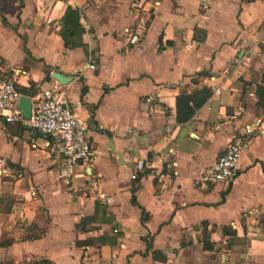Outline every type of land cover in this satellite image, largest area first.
I'll return each instance as SVG.
<instances>
[{"label":"crops","instance_id":"1","mask_svg":"<svg viewBox=\"0 0 264 264\" xmlns=\"http://www.w3.org/2000/svg\"><path fill=\"white\" fill-rule=\"evenodd\" d=\"M153 1L0 0V78L34 97L52 72L70 77L92 146L66 178L27 121L0 118V264H264V0ZM203 89L178 122L177 97ZM256 120L235 179L195 185Z\"/></svg>","mask_w":264,"mask_h":264},{"label":"built area","instance_id":"2","mask_svg":"<svg viewBox=\"0 0 264 264\" xmlns=\"http://www.w3.org/2000/svg\"><path fill=\"white\" fill-rule=\"evenodd\" d=\"M158 5L159 2L155 0L152 8ZM151 15L149 11L142 12L137 16L135 30L131 32L126 30L130 44L137 43L140 39L139 32L147 30ZM262 42H264V34ZM90 68L95 69V66L91 65ZM22 97L29 96L17 88L13 80L0 78V118L7 123L23 121L22 111L18 107ZM29 98L31 99V117L27 122L30 135L44 137L47 140V146L60 157L62 175L70 178L74 168L87 161L92 153V146L87 136V125L73 112L64 86L56 80L42 88L36 96ZM150 100L147 98L148 102ZM261 127V121L256 120L245 127L244 133L233 137L216 162L195 180V185L207 186L212 183L233 181L237 175L241 153L247 144L248 136ZM2 162L3 160L0 159V163Z\"/></svg>","mask_w":264,"mask_h":264},{"label":"trees","instance_id":"3","mask_svg":"<svg viewBox=\"0 0 264 264\" xmlns=\"http://www.w3.org/2000/svg\"><path fill=\"white\" fill-rule=\"evenodd\" d=\"M70 16H74L75 19L73 21H70L69 18ZM78 15L73 11V9L68 8L63 19H62V25H63V30H62V38L65 44V47H68L70 44V31L74 25V23H78ZM197 32V31H196ZM257 96H258V106L264 108V85L259 86L257 88ZM23 93L26 94V92L23 91ZM210 96V92L207 89H203L199 92L191 93V94H184V95H179L176 99V111H177V121L180 123L186 122L187 120L191 119L193 115L195 114V111L207 100V98ZM140 177V176H138ZM138 179V178H137ZM132 203L136 204L135 199L132 198ZM143 216V215H142ZM100 223H107L110 221V218H104L98 219ZM223 234L233 236L235 235L234 232L230 230V228H224L222 229ZM146 242L147 248H150V243L147 240H144ZM105 242H107V239L101 238V239H92V240H87L85 242H77L78 245H102ZM206 246V244H205ZM209 247V246H206Z\"/></svg>","mask_w":264,"mask_h":264},{"label":"water","instance_id":"4","mask_svg":"<svg viewBox=\"0 0 264 264\" xmlns=\"http://www.w3.org/2000/svg\"><path fill=\"white\" fill-rule=\"evenodd\" d=\"M52 78L58 81L61 85H67L71 80L70 77L63 75L59 72H52ZM18 107L22 111V117L25 121H28L31 117V99L29 97H22L18 102ZM114 155L118 157V162L129 167H133L131 163L122 160L121 154L116 152L113 146H110Z\"/></svg>","mask_w":264,"mask_h":264}]
</instances>
